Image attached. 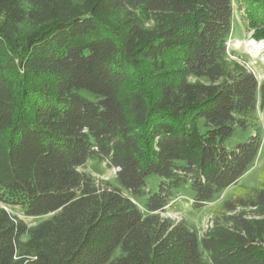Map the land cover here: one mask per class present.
<instances>
[{
    "label": "trees",
    "instance_id": "trees-1",
    "mask_svg": "<svg viewBox=\"0 0 264 264\" xmlns=\"http://www.w3.org/2000/svg\"><path fill=\"white\" fill-rule=\"evenodd\" d=\"M239 3L264 42V0ZM238 31L234 0H0V264H264V186L203 234L163 217L184 186L200 209L262 151L264 81L232 54ZM128 193L149 194L145 212Z\"/></svg>",
    "mask_w": 264,
    "mask_h": 264
},
{
    "label": "rangeland",
    "instance_id": "rangeland-1",
    "mask_svg": "<svg viewBox=\"0 0 264 264\" xmlns=\"http://www.w3.org/2000/svg\"><path fill=\"white\" fill-rule=\"evenodd\" d=\"M234 13L236 23L239 25L238 32L240 34L229 44V47L234 57L244 63L248 69L256 75L258 81L261 83L264 81V42H257L253 39V32L248 29L247 24L243 20L245 18L244 5H241L239 0H234ZM81 94L94 99L87 91H82ZM255 125L257 127H262L264 131V117L260 111L256 113ZM252 128H255V126ZM252 128L250 131H253ZM249 135V131L238 130L234 136L228 140L227 145L232 147L239 142H244ZM86 172L92 174L99 180L111 181L114 185H117L116 173L114 170L107 169L106 165L102 164L97 159L90 160ZM262 177H264V145L254 164L235 186L222 191L216 195L211 202L200 209L194 206V193L189 191L188 187L184 186L173 200L171 206L167 208L163 217L172 218L176 221L185 219L203 234L209 229L208 227L211 225L216 215L217 208L224 201L234 198L241 188L263 187L264 182ZM160 181L161 179L157 175H152L148 178V190L151 191V194L158 191ZM148 196L149 194H146L141 198H137L130 195L142 212H145L144 205ZM5 209H7L11 215L25 221L29 226L37 225L48 218L27 217L25 211L20 207H5Z\"/></svg>",
    "mask_w": 264,
    "mask_h": 264
},
{
    "label": "built area",
    "instance_id": "built-area-1",
    "mask_svg": "<svg viewBox=\"0 0 264 264\" xmlns=\"http://www.w3.org/2000/svg\"><path fill=\"white\" fill-rule=\"evenodd\" d=\"M119 171V169H114V172L117 174V172ZM209 228V227H208Z\"/></svg>",
    "mask_w": 264,
    "mask_h": 264
}]
</instances>
